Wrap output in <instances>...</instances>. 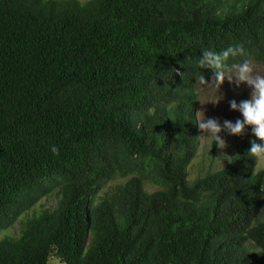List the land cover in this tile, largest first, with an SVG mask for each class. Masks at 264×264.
<instances>
[{"label": "trees", "instance_id": "1", "mask_svg": "<svg viewBox=\"0 0 264 264\" xmlns=\"http://www.w3.org/2000/svg\"><path fill=\"white\" fill-rule=\"evenodd\" d=\"M236 45L264 64V0H0V264H264L251 127L187 177L199 60Z\"/></svg>", "mask_w": 264, "mask_h": 264}, {"label": "clouds", "instance_id": "2", "mask_svg": "<svg viewBox=\"0 0 264 264\" xmlns=\"http://www.w3.org/2000/svg\"><path fill=\"white\" fill-rule=\"evenodd\" d=\"M247 55L243 45L230 46L222 52L213 50H204L199 60V68L210 69L212 71L211 82L207 81L204 75L199 77L202 85L212 83L219 90L221 85L227 79L230 84L239 87L241 83H245L251 88L250 99L242 100L239 104L236 100H230L229 106L231 110H237L242 114L243 119H237L235 123L230 120H224L223 125L217 118H207L204 116L199 120L198 127L210 136L217 147L223 149L226 142L219 133L227 132L229 135L241 136L244 134L246 126L251 127L254 136L259 140L251 141L249 155L258 161H264V75L258 73L250 59H243L239 64H234L229 69L227 61L230 57H245ZM222 96L214 103L218 102ZM51 151L58 155L59 150L53 146Z\"/></svg>", "mask_w": 264, "mask_h": 264}, {"label": "rangeland", "instance_id": "3", "mask_svg": "<svg viewBox=\"0 0 264 264\" xmlns=\"http://www.w3.org/2000/svg\"><path fill=\"white\" fill-rule=\"evenodd\" d=\"M255 70L264 75V64H259L253 62ZM231 69V67L229 68ZM212 77L207 78L206 80L211 82ZM197 103L195 107L196 114V124H197V148L195 154L189 161L187 165V177L188 179H193L196 176H202L206 171H211L213 169L221 166L226 159L233 153L235 150L240 137L229 135L227 132L222 131L219 133L221 138L226 142V146L223 149L217 147L216 143L212 141L210 136L205 135L199 127L198 121L201 120L204 116L207 118H217L221 125H223L224 120H230L233 123L237 119H243L242 114L237 110H231L229 106L230 100H236L239 104L242 100L250 99L251 88L245 83H241L239 87H236L235 84H230L227 79L221 85L218 90L214 84L209 83L207 85H202L200 82L197 83ZM222 98L218 100L220 97ZM256 168H262L264 170V161L256 160ZM126 176H116L113 179H110L107 184L102 188L105 189L108 184L121 181ZM143 187L146 190H153L157 186L155 184H150L147 181H144ZM56 200V194L54 192H48L47 194L41 196L39 200L34 204L36 208L39 207H50L54 205ZM264 207V204H263ZM264 211V208L262 209ZM260 211L259 215L263 212ZM18 222H14L12 226H8L2 232H7L10 234H17ZM48 264H64L62 261H59L56 256L50 254L47 259Z\"/></svg>", "mask_w": 264, "mask_h": 264}]
</instances>
